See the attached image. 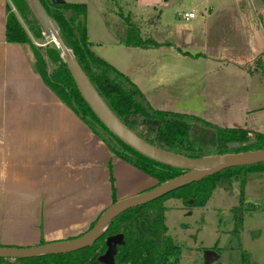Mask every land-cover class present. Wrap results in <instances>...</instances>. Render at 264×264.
<instances>
[{
  "label": "crops",
  "instance_id": "1",
  "mask_svg": "<svg viewBox=\"0 0 264 264\" xmlns=\"http://www.w3.org/2000/svg\"><path fill=\"white\" fill-rule=\"evenodd\" d=\"M101 1L104 0L98 3V12L109 9L116 13L111 0L110 7ZM243 1L239 8L252 12L251 34L258 31L264 43V0ZM7 2L0 0V244L25 246L35 245L42 238L44 242L69 239L85 232L89 223L112 203V186L114 198L119 200L149 189L157 181L111 153L43 83L32 69L26 46L5 40ZM213 16L217 15L210 6L202 13L199 24L203 26L196 29L198 32L181 37L184 48L180 39L172 36L166 38L169 45L157 47L129 46L121 38L118 42L140 48L136 56L143 61L142 66L148 63L152 75H159L166 64L175 62L176 57L161 58L170 49L196 70L184 75L191 89L184 104L187 110L172 112L207 121L216 117L264 133V71L249 72L246 67L259 56L264 60V51H259L240 20L235 30L223 18L211 20L209 28L206 22ZM195 18L194 14L188 19ZM138 27L141 31L142 24ZM128 74L149 98L152 94L144 88L140 71L134 77ZM168 79L157 81L152 76L149 82L159 85ZM215 121L211 123L219 125ZM249 173L264 176V171L248 172L244 187ZM261 180L264 178L255 177L253 182L259 184Z\"/></svg>",
  "mask_w": 264,
  "mask_h": 264
},
{
  "label": "trees",
  "instance_id": "2",
  "mask_svg": "<svg viewBox=\"0 0 264 264\" xmlns=\"http://www.w3.org/2000/svg\"><path fill=\"white\" fill-rule=\"evenodd\" d=\"M8 1L5 5V40L30 47L32 69L59 100L106 144L111 153L152 176L156 179V184L184 172L180 168L167 166L141 155L114 136L97 119L80 95L55 43L45 46L43 55L32 44L18 15L12 9L13 5L24 17L26 13L31 14L24 1ZM40 1L56 21L60 38L72 51L100 97L125 126L145 141L187 158L264 148L262 132L239 126H219L195 115L152 107L125 73L92 50V42L87 37L84 2ZM117 13L126 25L122 39L125 45L144 48L169 45L165 41L157 42L151 37H143L137 23L130 16L122 15L120 9ZM32 21L34 36L42 39L39 26L34 19ZM47 60L53 65L51 69H48ZM246 67L249 72L264 71V60L259 56L250 67ZM250 171L263 172L264 162L223 169L158 199L129 208L112 219L104 233L90 246L65 254L40 255L12 261L0 258V264H102L97 258L105 251V238L116 233L123 235L124 243L117 246L115 264H173L179 245L168 233L164 201L179 198L187 206H201L210 198L214 189L221 188L231 193L236 184L240 202L231 208L234 221L232 232L239 236L243 225L242 211L254 208L253 204L243 200L246 174ZM110 180L112 181L111 178ZM111 189L113 203L116 201L113 186ZM99 215L89 223L86 230L93 226ZM42 243L45 242L40 239L38 244Z\"/></svg>",
  "mask_w": 264,
  "mask_h": 264
},
{
  "label": "rangeland",
  "instance_id": "3",
  "mask_svg": "<svg viewBox=\"0 0 264 264\" xmlns=\"http://www.w3.org/2000/svg\"><path fill=\"white\" fill-rule=\"evenodd\" d=\"M99 1L86 0L87 3L83 0L76 1L85 2L87 6L86 30L92 42V50L128 75L133 82L128 73L133 74L134 77L139 70L144 88L150 89L152 94L146 100L154 108L186 111L184 104L191 96V89L187 87L184 75L196 70L185 65V62L180 60L179 54L170 49L169 52H164L161 58L176 57L175 62L170 61L166 64L159 75H152L153 72L148 67V63L147 66H142L143 61L136 56L140 48L133 49L118 42L119 38L123 39L126 26L117 14L118 9L122 15L130 16L137 23V19H140L138 25L142 24L140 34L143 37H151L155 40L165 39V42L170 43L166 38L172 36L180 39L179 44L182 47L186 44L184 45L181 37L187 38L189 33L198 32L196 29L203 26V23L199 24V21H202V13L210 6L217 16H213L208 23L206 22L209 28H212L211 20L223 18L225 23L235 30L236 26L239 27L240 20L242 25L243 23L246 25L248 36L253 37V33L251 34L252 12L239 8V3H244L243 0H111V6L116 13L109 9L98 12ZM104 3H109L108 7H110V0L101 1V4ZM95 5L97 6L94 7ZM12 9L18 15L32 44L39 48V52L43 55V48L53 42L51 38L42 34L43 38L37 39L32 32L34 23L31 14L26 13L24 17L13 5ZM189 11L196 15L195 19L190 20L184 17V14ZM224 12L228 14L222 15ZM150 20L153 22L151 23ZM237 40H240L238 36ZM25 46L31 56L30 47ZM259 51H264V47L259 48ZM209 52L213 51L209 50ZM47 63L48 69H51L53 65L49 60ZM152 76L157 81L162 77L169 79L159 85H150L149 80L152 81ZM212 118L213 121H209L217 120L215 122H219V125L239 126L234 125L233 122ZM248 177V184L243 190V200L253 204L254 208L242 211L243 225L239 236L232 232L234 221L231 208L239 205L240 202L236 184L233 185L231 193L221 188L214 189L210 198L201 206H187L179 198H168L164 201L168 233L179 245L173 264H264V180H261L259 184L253 182L255 177L260 179L264 176L263 173L259 176L249 173ZM208 251L216 255L210 261L207 260Z\"/></svg>",
  "mask_w": 264,
  "mask_h": 264
},
{
  "label": "water",
  "instance_id": "4",
  "mask_svg": "<svg viewBox=\"0 0 264 264\" xmlns=\"http://www.w3.org/2000/svg\"><path fill=\"white\" fill-rule=\"evenodd\" d=\"M23 1L39 26L42 34L47 38H51L55 45L60 49V56L80 95L97 119H99V121L114 136L134 151L161 164L180 168L184 170V172L135 195L111 203L100 213L93 226L78 236L35 245H0V258L14 260L77 251L92 245L104 233L110 221L129 208L158 199L173 190L192 182L199 181L200 179L223 169L264 162V148L237 153L225 152L219 154H207L197 158H187L177 153L159 148L139 137L117 118L97 93L74 57L72 51L63 43L58 33V25L56 21L46 11L41 1ZM55 1L58 2L59 0ZM253 39L258 49L264 46L258 31H254ZM189 202L191 203L192 201L190 200ZM123 243L124 240L121 233L106 236L105 251L98 256L97 260L102 264H115L114 255L117 251V246L122 245ZM206 254L208 261L216 256L210 251Z\"/></svg>",
  "mask_w": 264,
  "mask_h": 264
},
{
  "label": "built area",
  "instance_id": "5",
  "mask_svg": "<svg viewBox=\"0 0 264 264\" xmlns=\"http://www.w3.org/2000/svg\"><path fill=\"white\" fill-rule=\"evenodd\" d=\"M184 17L185 18H192V17H194V13L192 11L187 12V13L184 14Z\"/></svg>",
  "mask_w": 264,
  "mask_h": 264
}]
</instances>
